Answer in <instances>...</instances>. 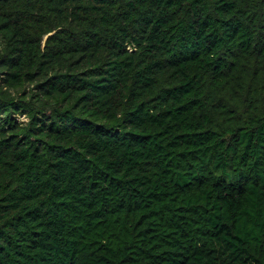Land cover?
<instances>
[{
	"label": "trees",
	"instance_id": "1",
	"mask_svg": "<svg viewBox=\"0 0 264 264\" xmlns=\"http://www.w3.org/2000/svg\"><path fill=\"white\" fill-rule=\"evenodd\" d=\"M0 264H264V0H0Z\"/></svg>",
	"mask_w": 264,
	"mask_h": 264
},
{
	"label": "rangeland",
	"instance_id": "2",
	"mask_svg": "<svg viewBox=\"0 0 264 264\" xmlns=\"http://www.w3.org/2000/svg\"><path fill=\"white\" fill-rule=\"evenodd\" d=\"M21 119V118H20Z\"/></svg>",
	"mask_w": 264,
	"mask_h": 264
}]
</instances>
